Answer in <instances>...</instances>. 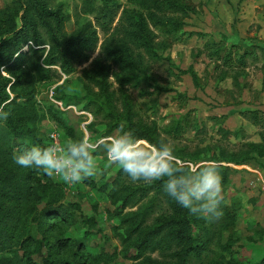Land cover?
<instances>
[{
  "label": "rangeland",
  "instance_id": "rangeland-1",
  "mask_svg": "<svg viewBox=\"0 0 264 264\" xmlns=\"http://www.w3.org/2000/svg\"><path fill=\"white\" fill-rule=\"evenodd\" d=\"M23 2L33 6L37 0H0V38H13ZM44 6L62 16L58 38L31 9L37 26L27 28L28 47L19 42L0 65V81H10L7 101L21 105L26 95L41 115L40 144L28 137L8 143L1 132V156L37 192L0 199L12 237L0 261L21 257L24 247L34 264H176L181 247L165 230L164 244L139 246L145 232L172 215L163 184L134 183L116 166L105 169L101 152L97 175L76 185L13 161L14 153L41 145L52 129L63 144L113 134L122 122L147 143H169L178 163L218 165L223 216L210 221L189 213L200 253H190L186 264L260 261L264 193L257 169L264 173V164L250 143L260 142L264 122L253 125L244 111H264V0H45ZM103 9L115 10L105 24ZM87 23L96 41L82 51L71 37ZM136 23L143 26L141 38L135 37ZM19 52L24 66L7 70ZM25 76L27 85L9 87Z\"/></svg>",
  "mask_w": 264,
  "mask_h": 264
},
{
  "label": "clouds",
  "instance_id": "clouds-1",
  "mask_svg": "<svg viewBox=\"0 0 264 264\" xmlns=\"http://www.w3.org/2000/svg\"><path fill=\"white\" fill-rule=\"evenodd\" d=\"M9 113L0 108V119ZM104 156V168L118 167L132 182L163 181V190L190 214L207 220L223 216L222 176L214 161H204L198 167L178 163L175 150L163 139L150 144L138 138L134 130L121 123L113 134L92 140L80 137L63 144L33 145L13 154V161L23 168L42 170L49 178L76 185L97 175L100 162L96 153Z\"/></svg>",
  "mask_w": 264,
  "mask_h": 264
},
{
  "label": "trees",
  "instance_id": "trees-1",
  "mask_svg": "<svg viewBox=\"0 0 264 264\" xmlns=\"http://www.w3.org/2000/svg\"><path fill=\"white\" fill-rule=\"evenodd\" d=\"M36 1V0H35ZM45 0H37V3L33 6L28 5L26 2H23L22 7V15H21V25L19 27H13L12 34L13 38L8 40H4L0 38V65L2 63H8L10 58H12L13 53H16V49L18 47V43H26L28 40V32L27 28L31 27L35 30L37 26L36 19L34 18L31 9H34V13L38 14V22L40 25L46 28L53 38H58V32L62 30V16L58 15L55 11L44 6ZM38 10V11H37ZM115 10L113 9H103L101 12V18L103 21L101 24L107 23L105 22L106 18L108 21L113 19ZM51 19L55 20V26L52 25ZM55 27V28H54ZM91 27L90 23H87L81 29L74 33V36L71 37V42L75 39V45L79 46L81 43L80 49L89 50L91 45L95 43L96 38L93 36V31H88ZM135 27L137 28V32H135L136 38H141V32H143V26L140 23H136ZM199 36H203L204 33H196ZM144 40L145 37H143ZM143 40V41H144ZM14 42V44H12ZM4 52H8L7 57H4ZM76 54V53H75ZM244 54L238 55V60L241 63L242 57ZM85 58V55L81 56ZM225 60H228V54L223 57ZM80 60V59H79ZM52 61V60H51ZM25 58L21 52L13 58V61L8 64L7 70L12 69L13 67H21L24 66ZM81 62V61H79ZM35 65L31 63L28 68L32 69ZM72 67L69 65L65 67V70H70ZM10 81L2 80L0 81V108L4 112L9 113L7 119L4 121V125L0 126V137L1 132H5L9 135L7 138L8 143L11 138L21 139V138H30L33 140L35 144H40L41 138L36 133V123L40 120L41 115L38 113L35 108L33 101L29 99L28 96L22 95L21 97L25 98L21 105H17L15 100H9L7 93L5 92V86ZM30 82L28 78L21 77L16 78L14 81L10 83L11 89H16L17 87L25 86ZM15 97H20L15 94ZM7 101V102H6ZM244 112L248 113L246 119L250 121L253 125L259 126L262 122H264V111H259L257 109H247ZM242 114V113H241ZM243 115V114H242ZM244 116V115H243ZM229 133L230 130H226L225 133ZM260 142L259 143H250V146L256 152L257 157L264 158V132L259 133ZM139 138L140 135H137ZM6 140V141H7ZM48 133L46 135V140H44L40 146H45L49 144ZM0 199L6 198L7 200H11L14 198L15 200L21 199L23 197L28 198L31 195L37 192L36 188L31 187L29 183L26 182V174L21 175V173L14 171L12 168L8 166V163L5 162L0 153ZM163 181H157V186L161 188ZM167 200L170 204L172 215L168 218L162 219L160 225L156 226L152 229V231L145 232L143 234V238L140 243V247L143 248H156L164 244V237L161 233L165 230L169 234V237H172L176 240V242L180 245L179 251L175 253L177 257L176 264H186L187 257L190 253L199 254L200 247L195 244L194 237L192 233V216L189 214V211L179 204H177L171 197L165 193ZM4 203L0 201V252H4L12 246V237L8 232L4 229L3 223L5 219L9 216L8 211L4 210ZM2 213V214H1ZM4 214V215H3ZM50 217L55 216V213L49 211ZM11 242V243H10ZM22 255L19 257L15 256V259H4L2 258L0 261L2 264H34L30 252L27 251L26 248L22 247ZM253 264H264V257L261 258L260 261L255 262Z\"/></svg>",
  "mask_w": 264,
  "mask_h": 264
},
{
  "label": "built area",
  "instance_id": "built-area-1",
  "mask_svg": "<svg viewBox=\"0 0 264 264\" xmlns=\"http://www.w3.org/2000/svg\"><path fill=\"white\" fill-rule=\"evenodd\" d=\"M24 47L25 48L28 47L27 43L25 45H23V48ZM48 137H49V141H50L49 143L56 142L58 144H61L60 133L56 129H52L48 133ZM258 179L260 180V190L262 191V193H264V178L262 176H260V177L258 176Z\"/></svg>",
  "mask_w": 264,
  "mask_h": 264
},
{
  "label": "crops",
  "instance_id": "crops-1",
  "mask_svg": "<svg viewBox=\"0 0 264 264\" xmlns=\"http://www.w3.org/2000/svg\"><path fill=\"white\" fill-rule=\"evenodd\" d=\"M262 162H263V164H264V158L262 159ZM257 174H258V176H264V173H263V171H261L260 169H257ZM257 176V177H258Z\"/></svg>",
  "mask_w": 264,
  "mask_h": 264
}]
</instances>
